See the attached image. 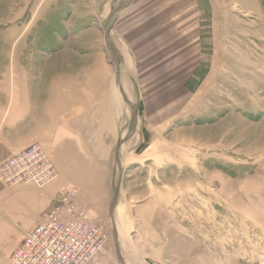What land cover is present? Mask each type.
Masks as SVG:
<instances>
[{"label": "rangeland", "instance_id": "374dc122", "mask_svg": "<svg viewBox=\"0 0 264 264\" xmlns=\"http://www.w3.org/2000/svg\"><path fill=\"white\" fill-rule=\"evenodd\" d=\"M115 1L0 0V92L15 57L36 55L117 105L114 152L108 136L49 207L76 191L99 236L92 264H264V0H174L140 19L138 4L110 17ZM12 190L0 264L43 205L32 185Z\"/></svg>", "mask_w": 264, "mask_h": 264}, {"label": "crops", "instance_id": "0c3cea01", "mask_svg": "<svg viewBox=\"0 0 264 264\" xmlns=\"http://www.w3.org/2000/svg\"><path fill=\"white\" fill-rule=\"evenodd\" d=\"M118 1H115L118 4L113 10H108L110 17L118 11L119 15L120 11L127 10L134 4H138L134 19L137 16L140 19L142 12L146 14V8L152 7L153 10L168 4L172 9L175 5L174 0ZM152 10L147 14V19L152 14ZM121 17L124 18V16ZM35 57L36 55L15 57L17 65L14 74L10 73L3 79L9 86L0 92V160L33 142H38L44 145L43 148L50 159L52 157L56 160L53 162L51 159L57 169L58 177L41 188L32 186L43 196V205L36 216L35 223L21 233L22 235L20 234L11 252L16 249L23 234L35 226L39 215L48 209L53 198L63 190L66 184L75 182L73 178L65 180L61 177L70 176L74 169L79 168L77 166L79 160L92 158L93 152H96L95 157L102 158V144L106 137L109 136L108 148L112 152L118 140L117 105L115 100L110 99V93L103 92L102 94L101 91L93 90V95L87 93L89 95L85 97L87 90L81 93L78 90V84L75 89H70L62 82L61 76L55 73L58 67L52 69L48 63L47 66H42V64L36 66L38 62L34 60ZM20 63L29 65L25 67ZM121 69L119 72L123 74ZM111 74L113 76L111 88L113 87L117 94L116 87H114L116 76L114 72ZM117 98L118 96L116 100ZM119 107H123L122 104ZM121 111L124 112V109L122 108ZM74 184L80 186L82 183ZM13 189L14 193H23L26 186ZM4 191L6 188H1L0 195Z\"/></svg>", "mask_w": 264, "mask_h": 264}, {"label": "built area", "instance_id": "2783aa9c", "mask_svg": "<svg viewBox=\"0 0 264 264\" xmlns=\"http://www.w3.org/2000/svg\"><path fill=\"white\" fill-rule=\"evenodd\" d=\"M58 177L49 155L38 142L0 160V186L32 185L41 188ZM67 190L41 212L35 226L25 232L12 252L11 264H92L100 250L95 226Z\"/></svg>", "mask_w": 264, "mask_h": 264}, {"label": "water", "instance_id": "95a60500", "mask_svg": "<svg viewBox=\"0 0 264 264\" xmlns=\"http://www.w3.org/2000/svg\"><path fill=\"white\" fill-rule=\"evenodd\" d=\"M117 195H118V193L116 192L115 195H114V199H113L112 203H113V202L115 203V200H116V198H117ZM117 253H118V250H117Z\"/></svg>", "mask_w": 264, "mask_h": 264}, {"label": "bare ground", "instance_id": "6f19581e", "mask_svg": "<svg viewBox=\"0 0 264 264\" xmlns=\"http://www.w3.org/2000/svg\"><path fill=\"white\" fill-rule=\"evenodd\" d=\"M191 42H192V41H191ZM187 43H189V42H187ZM189 44H190V43H189ZM120 64H121V63H120ZM143 161H145V160H144V157L141 158V162H143ZM234 212H235V211H234ZM228 214H229V213H228ZM238 215H239V214H238Z\"/></svg>", "mask_w": 264, "mask_h": 264}]
</instances>
